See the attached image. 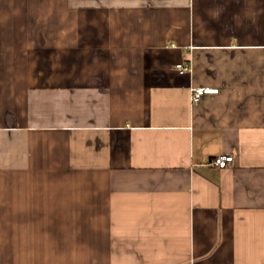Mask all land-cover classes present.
<instances>
[{
	"label": "crops",
	"instance_id": "crops-1",
	"mask_svg": "<svg viewBox=\"0 0 264 264\" xmlns=\"http://www.w3.org/2000/svg\"><path fill=\"white\" fill-rule=\"evenodd\" d=\"M0 264H264V0H0Z\"/></svg>",
	"mask_w": 264,
	"mask_h": 264
},
{
	"label": "built area",
	"instance_id": "built-area-1",
	"mask_svg": "<svg viewBox=\"0 0 264 264\" xmlns=\"http://www.w3.org/2000/svg\"><path fill=\"white\" fill-rule=\"evenodd\" d=\"M176 69L182 74L191 71V66L189 62H180L176 65ZM218 91V88L212 87H193L191 89V98L193 102H197L202 95L208 93H217ZM231 161H233V156L231 154H218L213 157L210 164L218 168H225Z\"/></svg>",
	"mask_w": 264,
	"mask_h": 264
}]
</instances>
